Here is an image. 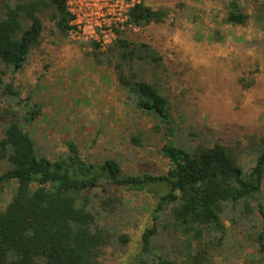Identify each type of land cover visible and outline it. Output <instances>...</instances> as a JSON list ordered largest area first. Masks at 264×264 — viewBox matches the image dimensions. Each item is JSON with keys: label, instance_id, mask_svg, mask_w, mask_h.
I'll return each instance as SVG.
<instances>
[{"label": "trees", "instance_id": "obj_1", "mask_svg": "<svg viewBox=\"0 0 264 264\" xmlns=\"http://www.w3.org/2000/svg\"><path fill=\"white\" fill-rule=\"evenodd\" d=\"M135 1L126 29L164 24L173 14L168 7ZM224 5L229 25L245 27L251 20H264L248 13L240 0ZM71 21L64 0H0V88L10 102L0 109V162L7 165L0 173V192L13 185L10 201L0 209V264H105L107 250L121 251L130 242L119 219L124 203L104 193L107 185L145 189L156 184L163 189L152 226L142 235L143 256L136 264H218L229 239L224 222L228 211L253 223L257 214L260 227L254 241L263 253L264 135L249 136L245 146L240 142L228 146L208 141L206 135L200 142V132L186 128L185 144L168 141L163 146L161 154L171 166L161 176L126 175L115 159L82 160L74 144H69L66 159L51 160L37 150L25 123L40 116L38 105L30 107L28 98L22 114L20 91L13 84L2 85L1 79L7 70L24 69L33 51L44 44L46 33L55 45L66 42ZM122 34L118 32L104 51L95 43L81 46L91 48L89 55L98 65L106 63L114 70L127 99L139 111L155 117L168 136L174 135L168 127L171 103L147 76L163 66L162 57L150 45L129 41ZM214 35L223 39L219 32ZM246 157L253 160L248 170L242 165ZM232 222L235 230L237 220ZM163 232L175 235L177 258L155 253ZM238 243L232 251L243 250Z\"/></svg>", "mask_w": 264, "mask_h": 264}, {"label": "rangeland", "instance_id": "obj_2", "mask_svg": "<svg viewBox=\"0 0 264 264\" xmlns=\"http://www.w3.org/2000/svg\"><path fill=\"white\" fill-rule=\"evenodd\" d=\"M227 1L145 0L153 8H170L173 14L164 24L122 31L123 38L150 45L163 59V66L147 76L171 103V125H167L172 136L155 117L145 115L127 99L114 70L106 63L98 65L89 55L91 48L69 37L55 45L46 33L44 44L33 51L24 69L17 73L7 70L1 79L2 85L13 84L20 91L22 114L28 98L30 107L38 105L40 116L32 124L25 123L37 150L51 160L66 159L69 144H74L82 160L100 163L115 159L126 175L161 176L171 166L161 154L163 146L168 141L185 144L186 128L200 132V142L206 135L208 141L228 146L237 142L245 146L249 136L264 135V20H251L245 27L227 24ZM240 2L248 13L264 18V0ZM215 32L223 39H214ZM2 90L0 109L10 103ZM205 128L212 132L203 133ZM195 146L192 143V148ZM242 165L248 170L253 160L246 157ZM6 168L0 162V173ZM105 187V194L124 203L119 219L130 242L121 251L107 250L103 261L136 264L143 256L142 235L152 226L163 189L156 184L145 189ZM12 193V184L0 192V209ZM260 199L264 206V179ZM239 216L231 211L224 215L229 239L217 263L264 264V252L254 241L260 227L257 214L252 216L254 223ZM234 219L238 223L235 230ZM253 224L257 228L253 229ZM156 242V254L178 257L173 233H160ZM238 242L243 250L232 251Z\"/></svg>", "mask_w": 264, "mask_h": 264}, {"label": "built area", "instance_id": "obj_3", "mask_svg": "<svg viewBox=\"0 0 264 264\" xmlns=\"http://www.w3.org/2000/svg\"><path fill=\"white\" fill-rule=\"evenodd\" d=\"M72 16L68 37L73 42L95 43L102 51L127 27L132 0H64Z\"/></svg>", "mask_w": 264, "mask_h": 264}]
</instances>
